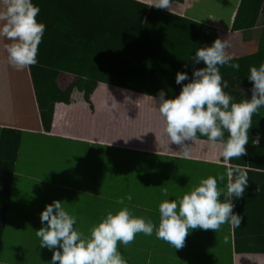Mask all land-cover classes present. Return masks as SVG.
I'll return each instance as SVG.
<instances>
[{
    "label": "crops",
    "instance_id": "obj_1",
    "mask_svg": "<svg viewBox=\"0 0 264 264\" xmlns=\"http://www.w3.org/2000/svg\"><path fill=\"white\" fill-rule=\"evenodd\" d=\"M137 1L146 3L149 6L155 2V0ZM32 2L40 9L37 17L38 22L46 25V31L42 39H51L66 38L68 34L74 31L64 26H60L56 30V25H65L72 22L71 19L73 20V18L68 17L69 15L66 16L64 12L60 13L61 10L59 9H69L67 7H71L72 2L82 8L90 9L99 0H32ZM239 3L240 0L237 2L228 25L219 16L214 19L210 16L211 21L199 20L188 16L190 11L188 0H183V2L173 1L172 10L165 11L215 28L219 33V38L229 40L231 44L230 54L233 57H240L245 54L244 32L231 31ZM57 9L58 12H56ZM77 18L82 26L90 24L88 13L82 12L77 15ZM86 31H89V29L82 28L79 30L82 38L85 36L84 33ZM6 43L10 42L0 38V129L2 131L4 128H11L22 131L20 151L23 150L25 135L27 134L29 138L39 137L40 140L43 139L47 142L42 148L45 154L43 156L44 159L36 165H31L30 162H27L25 166L33 171L35 166L44 169L48 168L46 163L52 165L53 169L60 173L59 175L63 174L62 178H58L59 180L55 179L57 175L46 178L48 182L55 185L54 188L58 185L56 188L67 189L66 184L70 181V177L67 172L69 168L68 159L54 161L56 160L54 155L58 152L57 148L55 151L53 148L50 149V147L45 148V146L51 145L53 142L55 145L59 144L64 147L67 146L66 144H77L89 154L94 151L88 161L98 162L97 157L98 155L100 156L101 149H107L108 151L123 150L127 155L142 154L154 159L174 160L170 195H164L163 198H156V195L154 197L148 195L151 197L147 199L155 200L154 208L149 202H142V200H146L144 198L145 195H141V197L139 196L131 201L125 199L122 205L123 208L128 207L135 217L150 219L156 225L159 224V205L165 200L169 202L178 201L184 194L197 187L202 179H206L209 176L218 179L220 175H225L224 182L220 183L218 181V183L226 191V171L233 164L230 162L229 165H225L222 157L219 156L220 150L217 149L214 154L209 149L205 142L206 140L200 139L193 146L191 158L184 159L178 156L176 152L179 151V146L170 144L171 142L163 135L165 122L160 116L157 105L151 96L139 94L116 96L109 91L110 86L100 84L99 88L91 96L93 105L91 106L85 101L84 95L81 97L77 90V94L73 95L72 93L70 104L58 103L55 105L51 131L45 132L40 121L29 69L16 71L8 63L5 50ZM62 146L59 147L60 155L67 153ZM46 151H51V153H46ZM51 155L52 163L48 159ZM21 160L18 157L16 162L9 205L15 204L13 196L20 185H32V183L36 182L42 184L45 182V180L42 182L41 177L25 176V174L20 173L18 168ZM178 171L181 173L177 175ZM81 180H84L89 185V190L94 191L95 188L98 190L99 187L96 186L94 188L93 178L86 177ZM95 185H99V183L95 182ZM139 194L144 193H135V195ZM124 197L126 198L127 194ZM220 199L223 202L224 197L221 196ZM118 200V198L113 200L111 197L110 203L117 204L119 207ZM233 202L235 204L234 214L243 217L240 227L233 228L229 224H225L217 233L212 230H191L183 249L176 250L171 246L175 264H201V261H205V264H264V177L249 178L243 198L236 199ZM63 206L65 205L63 204ZM149 209L154 210L152 215L151 211L149 213ZM14 210H16L15 207ZM67 211L69 210L67 209ZM15 212L17 214V211ZM101 221L93 220L97 225ZM150 237L148 236V238ZM152 237V247H157L156 242L159 239L156 238L155 231ZM145 238H147L146 235L138 234L133 243L127 247L123 245L122 251L119 250L128 261V264L155 263L156 258L154 256L147 257L146 260L140 256L135 258L128 256L129 252L138 254L132 248H140L141 246L139 245L144 243ZM198 258L200 259L198 260Z\"/></svg>",
    "mask_w": 264,
    "mask_h": 264
},
{
    "label": "clouds",
    "instance_id": "obj_2",
    "mask_svg": "<svg viewBox=\"0 0 264 264\" xmlns=\"http://www.w3.org/2000/svg\"><path fill=\"white\" fill-rule=\"evenodd\" d=\"M151 6L171 11L173 4L172 0H155ZM0 8V38L10 42L5 44L8 63L16 71L36 66L39 45L46 31V25L37 20L39 7L32 0H0ZM230 47L228 39L217 38L211 46L197 49L195 56L189 58L193 64L192 77L187 71L176 74V84H183L180 94L166 99L165 91L161 90L158 97H151L165 122L164 137L170 144L179 146L176 153L184 159L191 158L193 146L201 137L207 138L205 142L214 154L220 150L219 156L225 165L248 155L246 145L253 116L264 108V63L258 68L250 67L247 79L253 85L251 99L235 102L234 96L225 91L230 84L220 71L225 66L240 70L239 63H232ZM201 62L206 66L195 68ZM75 94L77 90L73 89ZM79 95L82 97L83 92ZM259 142L257 135L252 143ZM226 176V191L218 183L224 182L225 175L218 179L209 176L178 201L162 202L158 225L150 219L135 217L124 207L116 214L109 212L90 229L89 237L74 227L77 218L56 200L40 214L44 226L36 231V236L41 248L53 252L50 264H128L118 250L119 244L127 247L138 234L152 236L154 231L157 239L181 250L191 230L217 233L225 224L240 227L243 217L234 214L233 201L243 198L249 182L248 172L240 165H231ZM164 195H167L166 189ZM125 199L131 201L132 196L122 197L117 203L123 205Z\"/></svg>",
    "mask_w": 264,
    "mask_h": 264
},
{
    "label": "trees",
    "instance_id": "obj_3",
    "mask_svg": "<svg viewBox=\"0 0 264 264\" xmlns=\"http://www.w3.org/2000/svg\"><path fill=\"white\" fill-rule=\"evenodd\" d=\"M183 2V0H172ZM61 8L71 19L68 24L56 25L74 30L66 38L42 39L38 51V64L29 68L42 128L50 132L55 105L70 104L73 89L83 92L91 106V96L100 84L129 94L158 97L164 90L166 99L178 96L182 90L176 84L177 72L187 71L192 77L193 64L189 60L201 48L219 38L218 31L195 20L156 9L137 0H99L93 8H82L75 2ZM66 11V12H65ZM58 12V9L57 11ZM88 13L90 24L83 25L77 15ZM264 14V0H240L232 32L253 30ZM77 19V20H76ZM89 29L82 38L79 30ZM89 32V33H88ZM245 54L234 57L239 63L237 72L229 67L220 69L230 87L226 92L235 102L251 99L250 67L264 63V26L256 40L244 41ZM185 65H188L185 68ZM201 62L195 68H203ZM87 79H83V77ZM185 81L183 83H188ZM110 89V88H109ZM110 91V90H109ZM125 94V93H123ZM260 136L258 145L252 141ZM227 138V133H225ZM201 137L200 140H206ZM22 141V131L4 128L0 136V249L5 231L7 212L16 162ZM248 155L230 161L242 166L249 178L264 177V108L253 116L249 130Z\"/></svg>",
    "mask_w": 264,
    "mask_h": 264
},
{
    "label": "rangeland",
    "instance_id": "obj_4",
    "mask_svg": "<svg viewBox=\"0 0 264 264\" xmlns=\"http://www.w3.org/2000/svg\"><path fill=\"white\" fill-rule=\"evenodd\" d=\"M237 2L238 0H188L190 5L188 16L204 21H211L210 16L213 19L219 16L228 25ZM263 26L264 14H261L256 28L244 32L245 41L259 39ZM199 43L202 47L206 46L204 38ZM109 90L116 96L129 95L125 91H122L121 94V91L112 87ZM45 144H47L45 140H40L39 137L29 138L27 134L23 150H19L18 157L22 159L18 168L19 172L25 176L41 177L42 182L43 180L45 182L20 185L15 192L13 196L15 204H10L7 212V225L0 249V264H50L53 252L40 247L36 231L44 226L41 224L40 214L53 201H61L65 205L63 206L65 210L68 209L69 214L77 218V224L74 227L83 233L84 237H89L90 229L97 225L93 220H102L109 212L116 214L119 209L123 208L121 204L119 207L117 204H111V197L114 200L124 197L125 194H132V199H134L145 195L146 200H142V202L147 201L154 208L155 200H149L148 197L156 195V198H163L165 189L167 195H170L173 178L172 164H174L172 159H154L142 154L127 155L123 150L101 149L100 156L97 157L98 162L88 161L94 151L89 154L77 144H66L67 146L64 147L59 144L55 145L53 142L45 148L50 147L54 151L57 148L58 152L54 155L56 159L54 161L68 159L67 172L70 177V181L66 184L67 189L56 188L58 185L54 188L55 185L48 182L46 178L57 175L55 179L59 180L58 178H62L63 174L59 175L60 173L53 169L52 165L46 163L48 168L44 169L35 166L33 171L25 166L27 162L36 165L44 159L45 154L42 148ZM61 146L67 153L60 155L59 147ZM46 153H51V151H46ZM131 157L132 159H130ZM48 159L52 163V155ZM21 164H23L22 167ZM91 165H93L92 170ZM179 167L181 168V166ZM180 173L178 171L177 175ZM86 177L94 179V188L97 186L98 190L96 188L94 191L89 190V185L81 180ZM95 182L99 185H95ZM136 192L144 194L135 195ZM150 211L152 215L154 210L149 209V213ZM152 238V236L150 238L147 236L144 243L139 245L140 248H132L138 254L129 252L128 256L130 258L140 256L144 260L154 256L156 261L153 264H175L171 245L159 240L156 242L157 247H152ZM119 245L118 250L122 251L123 244ZM145 250L147 251L145 252ZM200 263L205 264L206 262L201 261Z\"/></svg>",
    "mask_w": 264,
    "mask_h": 264
}]
</instances>
